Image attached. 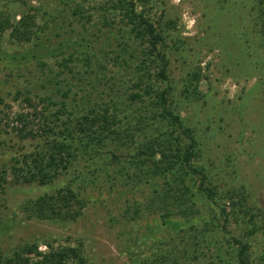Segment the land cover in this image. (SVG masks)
<instances>
[{"label":"rangeland","instance_id":"obj_1","mask_svg":"<svg viewBox=\"0 0 264 264\" xmlns=\"http://www.w3.org/2000/svg\"><path fill=\"white\" fill-rule=\"evenodd\" d=\"M149 2L146 12L159 25L169 58V80L158 84L170 87L173 106L193 129L200 147L198 164L219 187V204L232 191L246 197L245 207L225 205L231 218L222 234L240 235L251 227V215L264 226V43L257 0ZM90 3L94 0H0V20L16 24L23 15H35L39 34V39L21 44L12 41L10 31L0 33V172L8 171L0 193V253L6 259L26 245H37L45 253L41 248L49 243L81 247L86 264H152L155 254L174 247L176 232L146 209L156 183L135 184L128 178L126 159L134 149L123 150L119 166L110 164L106 155L96 163L76 161L52 184L13 181L15 160L40 146L25 136L18 116L43 110L42 100L54 110L65 103L75 115L108 105L133 114L139 107L132 101L139 92V41L125 32L119 19L107 24ZM77 7L81 16L74 12ZM158 71L152 70L154 75ZM106 168L109 175L102 171ZM65 187L86 198L81 217L30 218L24 209L29 201ZM204 214L208 217L209 212ZM180 224L190 233L186 237L194 234L190 225ZM250 244L251 259L259 264L264 231L251 237ZM194 263L212 261L208 255Z\"/></svg>","mask_w":264,"mask_h":264},{"label":"trees","instance_id":"obj_2","mask_svg":"<svg viewBox=\"0 0 264 264\" xmlns=\"http://www.w3.org/2000/svg\"><path fill=\"white\" fill-rule=\"evenodd\" d=\"M96 1L90 4L100 18L110 26H113L111 21L119 19L125 25V32L139 41L142 55L135 83L139 92L132 95V101L139 107L133 114H124L118 105H108L75 115L65 103L54 110L50 108L52 103L42 100L43 110L35 109L32 115L18 116V121L25 127V136L40 142V146L33 153L15 160L10 169L13 181L15 184H52L76 161L96 163V159L106 155L110 164L119 166L123 152L134 149L130 159H126L128 178H134L135 184L142 180L156 183L152 184L155 189L146 209L176 232L172 251L155 254L152 264H196L195 261L208 258V255L212 264H255L250 256V239L263 232L264 226L251 215V227L240 235L222 234L231 218L225 205L245 207L246 197L242 192L232 191L223 200V205L219 204L223 197L219 187L198 164L200 147L193 129L185 124L173 106L170 87L158 84V81L167 84L169 80V58L159 25L146 12L150 0ZM256 3V18L264 43V0ZM74 12L81 16L83 11L77 7ZM36 27V16L31 14L23 15L16 24L0 20V33L10 31L14 43L39 39ZM155 68H159L156 75L152 72ZM102 171L108 174L107 168ZM118 172L122 173V170ZM7 173V170L0 172V193L5 191ZM87 204L81 191L65 187L29 201L24 209L30 218L41 221H76ZM208 205H214L219 211L214 208L210 211ZM206 212H209L208 217ZM248 214L245 211V215ZM222 220L224 224H221ZM182 222L190 225L194 234L186 237L190 233L182 227ZM220 233L225 242L220 240ZM37 248V245H26L11 259L0 253V264L87 263L81 247H54L48 243L45 253H39ZM259 264H264V258Z\"/></svg>","mask_w":264,"mask_h":264},{"label":"built area","instance_id":"obj_3","mask_svg":"<svg viewBox=\"0 0 264 264\" xmlns=\"http://www.w3.org/2000/svg\"><path fill=\"white\" fill-rule=\"evenodd\" d=\"M41 250H44L43 252H46L45 250H47V247H46V246H44V249H43V248H41Z\"/></svg>","mask_w":264,"mask_h":264}]
</instances>
